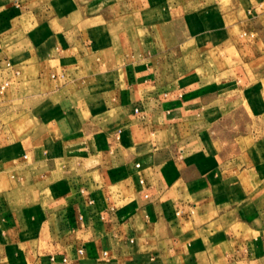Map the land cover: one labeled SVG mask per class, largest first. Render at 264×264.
<instances>
[{
	"label": "crops",
	"instance_id": "0c3cea01",
	"mask_svg": "<svg viewBox=\"0 0 264 264\" xmlns=\"http://www.w3.org/2000/svg\"><path fill=\"white\" fill-rule=\"evenodd\" d=\"M169 1L0 0V264H264V52Z\"/></svg>",
	"mask_w": 264,
	"mask_h": 264
},
{
	"label": "rangeland",
	"instance_id": "374dc122",
	"mask_svg": "<svg viewBox=\"0 0 264 264\" xmlns=\"http://www.w3.org/2000/svg\"><path fill=\"white\" fill-rule=\"evenodd\" d=\"M182 9H190L208 4L222 7V23L230 29L231 37L223 49L209 54L210 68L228 70L230 66L245 63L246 60L264 52V0H170ZM184 48V47H183ZM190 48V46H188ZM218 55L220 58H216ZM199 53L193 52L192 60H185L184 54L178 58V70L192 65L202 71ZM201 56V55H200ZM243 61V62H241ZM207 67V66H205Z\"/></svg>",
	"mask_w": 264,
	"mask_h": 264
},
{
	"label": "built area",
	"instance_id": "2783aa9c",
	"mask_svg": "<svg viewBox=\"0 0 264 264\" xmlns=\"http://www.w3.org/2000/svg\"><path fill=\"white\" fill-rule=\"evenodd\" d=\"M6 85H7V83H5L4 85H2L1 86V89L3 90V89H5V87H6ZM138 166H139V164H137ZM80 218H82V216L80 215ZM64 261L66 262L67 261V259H64Z\"/></svg>",
	"mask_w": 264,
	"mask_h": 264
}]
</instances>
